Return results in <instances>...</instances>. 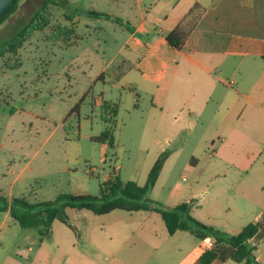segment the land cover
I'll return each mask as SVG.
<instances>
[{
    "label": "rangeland",
    "instance_id": "rangeland-1",
    "mask_svg": "<svg viewBox=\"0 0 264 264\" xmlns=\"http://www.w3.org/2000/svg\"><path fill=\"white\" fill-rule=\"evenodd\" d=\"M66 1L62 7L47 8L48 25L34 32L15 55L0 60V197L28 203L54 201L60 194L99 197L100 185L115 178L143 186L161 150L168 149L170 155L145 199L165 210L185 202L196 170L218 164L216 155L208 165L203 154L218 147L219 121H213L208 111L193 135L187 136L180 120L174 122L152 107V96L140 89L147 85L140 83L137 70H127L143 68L142 44L156 38L151 27L169 12L172 0ZM42 3L20 0L17 10L0 25V44L24 26ZM141 17L146 20L144 29L131 36ZM123 73L127 74L123 77ZM105 103L118 105L114 127L102 118L109 120L111 113H104ZM105 128L112 130V148L93 140ZM178 128L182 135L169 148L167 140ZM203 139L206 143L201 144ZM230 195L224 206H211L210 211L220 221L228 212L238 226H244L250 200L238 192ZM66 212L69 222L82 230L92 221L107 219L86 210ZM152 215L162 239L163 222ZM54 223L60 231H69ZM30 234L37 231L22 229L8 214L0 213V264H10L16 251L23 255ZM170 243L167 247L176 245Z\"/></svg>",
    "mask_w": 264,
    "mask_h": 264
},
{
    "label": "crops",
    "instance_id": "crops-1",
    "mask_svg": "<svg viewBox=\"0 0 264 264\" xmlns=\"http://www.w3.org/2000/svg\"><path fill=\"white\" fill-rule=\"evenodd\" d=\"M182 1L172 0L169 12L151 27L156 38L141 42L143 68L127 70H137L140 83L147 85L140 89L152 96V107L174 122L180 120L187 136L193 135L208 111L213 121H219L218 147L213 146L212 154H203L208 165L215 159L213 155L218 164L196 170L195 184L182 203H192L194 219L230 235L254 225L256 233L248 243L254 248L256 263L264 264V0ZM195 4L204 9L195 29L181 50L170 48L167 34ZM140 19L131 36L144 29L145 17ZM181 135L180 128L173 132V138L167 140L169 148ZM226 180L233 184L229 186ZM231 191L250 200L244 226H238L228 212L220 221L210 211L211 206H224L232 198ZM115 211L83 230L69 222L74 232L68 228V232L60 231L53 223L50 237L40 244L37 235H27L24 256L16 251L10 264H201L199 257L205 250L216 253L210 264H242L231 261V246L214 244L211 238L198 240L186 231L170 236L165 228L166 235L159 239L155 217L151 220L152 214L161 219L157 213L117 215ZM170 242L176 245L167 247Z\"/></svg>",
    "mask_w": 264,
    "mask_h": 264
},
{
    "label": "trees",
    "instance_id": "trees-1",
    "mask_svg": "<svg viewBox=\"0 0 264 264\" xmlns=\"http://www.w3.org/2000/svg\"><path fill=\"white\" fill-rule=\"evenodd\" d=\"M20 0H14L8 9L0 16V25L12 15L18 8ZM67 4L66 0H43L30 20L22 26L10 39L0 44V60L5 55H15L22 45L37 31L43 30L49 23L48 9L50 6L62 7ZM204 9L195 4L187 13L183 21L171 30L166 36L167 45L174 50H181L186 40L195 29L196 24ZM96 17L106 15L93 14ZM192 18V19H191ZM189 20V21H188ZM119 22L118 19H113ZM129 31V30H128ZM133 33V30L130 31ZM122 76V75H121ZM80 105L75 107L79 110ZM104 113L110 111L109 120L103 116V120L108 125L115 124V117L118 112V105L105 103ZM112 127V128H113ZM97 143L107 144L109 147L114 145L112 130L106 129L98 136L93 138ZM170 151L167 149L162 152L150 169L145 184L138 186L134 182L123 183L119 179L108 180L100 185L99 197L90 195L60 194L54 201L28 203L24 199L12 198L8 200L0 197V213H8L15 223L22 229H33L37 231V243H42L51 235L52 224L57 221L65 225L71 231L74 227L69 223L67 209L76 211L86 210L95 215H106L115 210L125 212L147 211L160 215L167 233L172 236L177 231L189 232L194 238L204 240L211 238L214 244L224 243L231 246L234 252L231 261L242 264H257L254 257V248L248 243L256 233V227L252 224L244 227L238 234L230 235L211 226H207L197 221L190 215L191 203H181L169 210H165L157 204L146 201V196L153 189L160 172L168 159ZM216 257V253L205 250L199 257L201 264H210Z\"/></svg>",
    "mask_w": 264,
    "mask_h": 264
},
{
    "label": "water",
    "instance_id": "water-1",
    "mask_svg": "<svg viewBox=\"0 0 264 264\" xmlns=\"http://www.w3.org/2000/svg\"><path fill=\"white\" fill-rule=\"evenodd\" d=\"M14 0H0V16L8 9Z\"/></svg>",
    "mask_w": 264,
    "mask_h": 264
}]
</instances>
